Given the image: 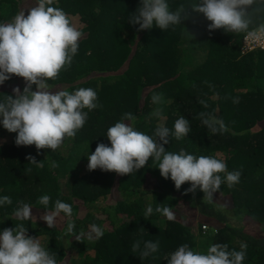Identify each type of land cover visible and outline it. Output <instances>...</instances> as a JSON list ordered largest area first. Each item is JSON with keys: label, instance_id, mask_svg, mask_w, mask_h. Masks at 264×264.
I'll return each mask as SVG.
<instances>
[{"label": "trees", "instance_id": "obj_1", "mask_svg": "<svg viewBox=\"0 0 264 264\" xmlns=\"http://www.w3.org/2000/svg\"><path fill=\"white\" fill-rule=\"evenodd\" d=\"M198 2L168 0L172 10ZM52 6L77 19L85 36L71 66L48 83L70 93L92 88L99 106L84 109V126L55 150L17 146V134L0 124V198L12 200L0 205V232L23 224L29 236L46 238L45 247L56 254L57 264H167L183 244L206 254L216 243L239 251L241 242L247 244L243 264H264V52L241 56L244 33H210L211 22L190 7L181 25L138 31L139 25L129 20L140 0H54ZM23 7L21 0H0V23L11 22ZM252 8V26L264 23V0H256ZM19 79L13 76L0 85V101L18 86L23 91L25 81ZM154 94H162L160 103L152 102ZM157 109L162 118L154 115ZM202 111L221 118L228 130L211 133L199 119ZM125 113L135 117L126 124L153 137L158 125L174 130V122L184 116L191 131L180 140L170 136L166 151L222 159L228 171L241 172L239 183H222L209 202L199 188L185 194L189 182L177 190L152 158L129 175L89 171L87 157L99 143L111 146L107 130ZM29 155L43 167L30 163ZM53 161L59 166L53 168ZM43 195L51 198L47 209L38 203ZM110 196L114 204L103 202ZM57 199L71 204L73 215L60 213L63 220L53 228L45 221H21L13 215L23 202L43 216L54 210ZM162 204L172 207L174 221L155 212ZM149 205L154 211L145 219ZM69 222L75 224L73 233L67 232ZM92 224L103 229V236L77 240L76 235L87 234ZM137 240L141 250L146 241L159 247L141 259L140 250H132Z\"/></svg>", "mask_w": 264, "mask_h": 264}, {"label": "clouds", "instance_id": "obj_2", "mask_svg": "<svg viewBox=\"0 0 264 264\" xmlns=\"http://www.w3.org/2000/svg\"><path fill=\"white\" fill-rule=\"evenodd\" d=\"M256 0H199L190 6L178 5L170 8L168 0H140V6L131 14L129 22L139 25L138 31L151 29L154 25L161 30L170 26L181 25L188 19L186 9L203 14L210 21L208 31L223 29L226 33H244L241 38V56L251 52H264V23L252 26V6ZM54 0H37L35 6L20 11L11 22L0 23V85L13 76L23 78L25 87L13 89L12 95H5L0 101V117L3 128L9 133H16L17 146L35 145L37 150H55L66 137H75L81 129L89 111L96 109L97 93L92 88H80L73 93L62 89H52L48 83L58 77L62 69L70 67L77 54L79 41L84 34L73 24L72 19L59 7L52 6ZM36 90H32V86ZM162 101V94H154L152 102ZM200 103L207 108L204 101ZM233 103H239L234 99ZM154 115L161 117V110ZM133 113H125L119 122L107 130V139L111 146L99 143L95 151L88 157V170L100 169L118 175H129L144 168L150 158L158 164L164 179L169 177L177 190L189 182L191 187L185 194L195 193L199 188L204 193V200L213 202V194L220 190L222 183L229 187L238 184L240 171H228L227 164L214 156H194L180 150L178 153L166 151L170 136L176 140L185 138L191 131V124L184 116L174 122V130L164 124L156 127L154 137L137 130L125 121L134 119ZM162 118V117H161ZM199 119L213 134L226 132L224 121L208 112H200ZM39 154V153H38ZM30 163L43 167L35 158L26 157ZM52 162V167H58ZM223 178H222V175ZM50 196L39 197L38 203L47 209ZM8 196L0 198V205L11 204ZM32 206L21 202L13 215L21 220H31ZM152 206H148L144 217L153 214ZM156 213L162 214L169 221L176 219L172 207L159 205ZM60 213L71 217L72 205L57 199L53 211H46L40 217L49 228L55 226ZM90 231L76 235L80 240L87 235L88 239L103 236V229L92 224ZM75 224L69 222L67 232L73 233ZM46 245V243H45ZM158 242L146 241L141 250V241L132 244V250H140V258L155 253ZM247 244L241 242L240 250L229 251L226 243H216L207 249V253L193 251L188 244H183L170 254L167 264H243ZM0 264H57L56 254L41 244L38 237L28 235L23 224L14 228H5L0 232Z\"/></svg>", "mask_w": 264, "mask_h": 264}, {"label": "rangeland", "instance_id": "obj_3", "mask_svg": "<svg viewBox=\"0 0 264 264\" xmlns=\"http://www.w3.org/2000/svg\"><path fill=\"white\" fill-rule=\"evenodd\" d=\"M21 3H22V5L24 6L22 9H21V11H25V14L27 15V10L29 9V8H31V7H33V6H35L36 5V3H37V0H21ZM72 22H73V24L78 28V30H79V26H78V21H77V19H74V18H72ZM85 36V35H84ZM19 81H23V78H21V79H19ZM21 84H23V83H21ZM18 85V84H17ZM19 87V86H18ZM58 88H60V87H55V89H58ZM0 124H2V117H0ZM1 141V140H0ZM3 141V140H2ZM103 202H105L106 204H114V197H112V196H110V197H108L106 200H104ZM80 212H83L84 210H83V208H80V210H79ZM191 213H192V211H191ZM193 214H194V212H193ZM32 215H33V220L34 221H37V222H40V223H42L43 222V220L42 219H40V217L42 216V215H40L39 213H32ZM196 215V214H195ZM99 217H101V218H105V216L104 215H100ZM63 219H61L60 217H57V220H56V223H57V225H59L60 224V222L62 221ZM40 239V241H41V244L42 245H44V246H46L45 245V243H46V238H44V237H42V238H39ZM76 257V254H73L72 255V259H74Z\"/></svg>", "mask_w": 264, "mask_h": 264}]
</instances>
